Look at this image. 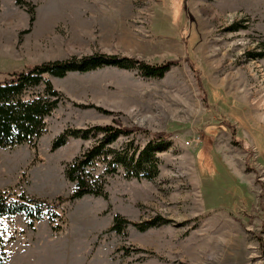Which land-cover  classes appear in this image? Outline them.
Here are the masks:
<instances>
[{"label":"rangeland","instance_id":"rangeland-1","mask_svg":"<svg viewBox=\"0 0 264 264\" xmlns=\"http://www.w3.org/2000/svg\"><path fill=\"white\" fill-rule=\"evenodd\" d=\"M25 1L32 26L28 6L0 0V55L26 62L0 81L96 54L175 65L162 78L111 65L47 76L61 102L36 147H0V190L62 197L60 228L49 209L33 226L24 213L1 218L4 264H264V0ZM12 13L15 25L2 19ZM96 125L133 130L115 149L168 134L156 179H127L120 168L107 197L70 200L66 166L97 138L53 143ZM116 215L128 221L123 233L112 230Z\"/></svg>","mask_w":264,"mask_h":264},{"label":"trees","instance_id":"trees-1","mask_svg":"<svg viewBox=\"0 0 264 264\" xmlns=\"http://www.w3.org/2000/svg\"><path fill=\"white\" fill-rule=\"evenodd\" d=\"M16 2L20 6H28L32 26L35 20L34 6L25 0ZM109 65L123 69L138 68L145 76L162 78L175 62L149 65L128 57L96 54L79 60L46 61L11 72L6 79L0 81V147L13 148L25 143L36 147L38 138L46 132L45 118L58 107L62 99L60 92L54 88L47 76L61 78L72 71L88 72ZM132 133L133 130L121 126L96 125L86 129H67L56 138L53 149L63 146L70 136L83 139L97 138L93 146L85 149L66 166L67 178L75 183L70 200L88 194L107 197L105 190L107 177L118 173L120 168L127 179L149 181L156 179L161 165L159 153L170 146V142L165 140L169 135L153 134V138L144 148L134 146L132 141L122 149L111 147L120 137L130 136ZM101 164L104 170L97 174L96 170ZM63 200L59 197L55 204L38 197H29L23 192L10 193L0 190V219L24 213L28 224L33 226L34 222L41 219L49 209L53 229L58 230L60 227L56 221L59 214L56 209ZM127 223L124 217L116 215L112 230L123 233ZM158 224V220H153L138 226L141 230H146ZM5 261L6 245L0 232V264H4Z\"/></svg>","mask_w":264,"mask_h":264},{"label":"crops","instance_id":"crops-1","mask_svg":"<svg viewBox=\"0 0 264 264\" xmlns=\"http://www.w3.org/2000/svg\"><path fill=\"white\" fill-rule=\"evenodd\" d=\"M1 7H2V5H1ZM18 12H19V10L15 11L13 13H18ZM13 13L11 15H7V16L4 15L2 19H4V20L6 19V21L11 25H15V24H13L14 23L13 20L15 17V15H13ZM25 64H26V62L23 61L22 57H14L10 54L0 55V71L9 72L12 70L20 69L23 66H25ZM15 66H18V67H15Z\"/></svg>","mask_w":264,"mask_h":264}]
</instances>
